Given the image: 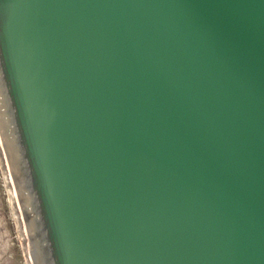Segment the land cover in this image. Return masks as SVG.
Instances as JSON below:
<instances>
[{
	"label": "water",
	"instance_id": "water-1",
	"mask_svg": "<svg viewBox=\"0 0 264 264\" xmlns=\"http://www.w3.org/2000/svg\"><path fill=\"white\" fill-rule=\"evenodd\" d=\"M15 264H264V0H0Z\"/></svg>",
	"mask_w": 264,
	"mask_h": 264
},
{
	"label": "rangeland",
	"instance_id": "rangeland-1",
	"mask_svg": "<svg viewBox=\"0 0 264 264\" xmlns=\"http://www.w3.org/2000/svg\"><path fill=\"white\" fill-rule=\"evenodd\" d=\"M0 264H15L0 184Z\"/></svg>",
	"mask_w": 264,
	"mask_h": 264
}]
</instances>
